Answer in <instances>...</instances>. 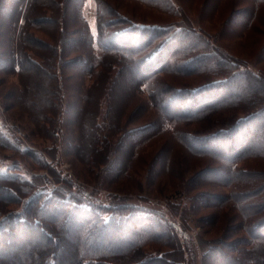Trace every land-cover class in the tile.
<instances>
[{
  "label": "trees",
  "instance_id": "16d2710c",
  "mask_svg": "<svg viewBox=\"0 0 264 264\" xmlns=\"http://www.w3.org/2000/svg\"><path fill=\"white\" fill-rule=\"evenodd\" d=\"M49 1L45 10L55 13L62 10L61 1L46 0V3ZM162 1L157 3L158 7L172 10L171 0ZM40 5L39 1L27 0L20 17H26L28 25L46 34L51 42L34 36V32L23 34L19 38L21 49L12 56L11 62L20 67L17 72L21 87L19 104L39 133L60 139L65 98L63 76L59 73L61 42L58 38L64 29L60 28L62 17L58 15L53 18L40 12L33 16ZM103 14L97 25L96 42L89 35L92 45L96 43L93 49L100 50L101 56L91 57L88 73L94 80L86 90L85 107L76 118L78 154L86 162L92 159L87 153L89 150L82 151L87 140L98 154L99 148L110 147V137L98 122L102 98L111 102L109 113L114 122L110 130H116L118 123L127 117L128 102L143 92L152 107L174 128L212 125L209 130L205 125L198 133L182 132L180 140L191 154L226 163L230 168L226 174L223 172L227 178L220 180L236 182L240 175L235 173L238 163L264 159V77L242 72L241 64L233 56L221 54L188 23L142 26L119 13L108 20ZM117 64L121 67L115 72L113 66ZM96 69H101L97 75ZM124 71L131 75L132 84L125 96L127 102L115 108ZM166 74L179 78L197 75L204 84L195 88L161 84L160 77ZM240 112L244 115L239 116ZM119 131H124L123 124ZM5 142L0 134V144ZM208 171L214 177L212 174L220 169ZM259 174L250 172L249 183L256 182L255 175ZM46 179L38 176L29 181L0 176V216L3 217L0 264H154L164 261L165 255L146 256L143 250L146 244L168 245L180 236L187 238L184 228L171 215L136 214L143 209L126 213L124 207L99 206L88 200L85 191L76 194L64 187H52V181ZM260 193L264 197V185L259 190L249 188L244 194L251 198ZM23 200L25 204L20 213H5L8 206ZM241 210L243 213L248 210L255 217L264 210V200L250 201ZM257 221L251 220L246 229L248 237L242 238L247 245L227 244L232 249L230 255L217 249L220 254H217V264H264V217Z\"/></svg>",
  "mask_w": 264,
  "mask_h": 264
},
{
  "label": "rangeland",
  "instance_id": "374dc122",
  "mask_svg": "<svg viewBox=\"0 0 264 264\" xmlns=\"http://www.w3.org/2000/svg\"><path fill=\"white\" fill-rule=\"evenodd\" d=\"M26 1L0 0V134L6 139L0 144V176L29 181L43 176L52 181V187H64L76 194L85 191L88 200L99 206L124 207L126 213L143 209L135 213L173 216L184 228L187 238L180 236L168 245L146 244L143 248L146 256L165 255L164 261L154 264H170V261L174 262L171 264H217L220 255L217 249L230 255L232 249L226 247L227 244L247 245L242 240L248 237L246 229L251 220L257 223L264 217V210L254 217L248 210L243 213L241 206L264 200L261 193L251 198L244 194L249 188L259 190L264 185V159L238 163L235 173L240 172V175L236 182L220 180L227 178L229 166L191 154L180 140L182 132L196 133L205 125L209 130L212 125L174 128L152 107L143 92L128 102L127 117L118 123L116 130H110L114 122L109 113L111 102L102 98L98 122L104 134L110 137V147L108 150L99 148L101 153L98 154L87 140L82 151L89 150L87 153L92 159L86 162L78 154L80 141L76 118L85 107L86 90L94 80L88 73L91 57L101 56L100 50L93 49L96 43L92 45L89 40L91 34L94 42L97 40L101 14L109 11L103 14L108 20L119 13L142 26L188 23L221 54L233 56L241 64L242 72L264 77V0H171L172 10L158 7L157 3H163L162 0H58L62 2L59 13L44 9L50 1L36 0L41 5L34 10L33 16L41 12L44 16L62 17L59 25L64 30L59 38L57 35L61 42L59 73L63 76L65 98L60 139L39 133L19 104L21 87L17 72L20 67L13 66L11 59L21 49L20 36L34 32V36L51 42L46 34L30 27L26 17H20ZM120 67L113 66L115 72ZM100 70L96 69V75ZM127 72L120 77L115 108L127 102L125 96L132 84ZM160 78L161 84L177 87L195 88L204 84L197 75L179 78L166 74ZM122 124L124 131H119ZM217 167L220 171L212 177L208 170ZM250 172L260 173L255 175L257 181L254 183H249L254 179L252 174L249 179ZM24 204V200L12 204L5 213L18 214ZM2 218L0 216V220Z\"/></svg>",
  "mask_w": 264,
  "mask_h": 264
}]
</instances>
